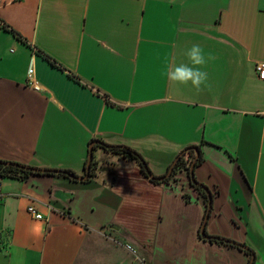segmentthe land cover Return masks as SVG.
Wrapping results in <instances>:
<instances>
[{"label":"crops","instance_id":"crops-1","mask_svg":"<svg viewBox=\"0 0 264 264\" xmlns=\"http://www.w3.org/2000/svg\"><path fill=\"white\" fill-rule=\"evenodd\" d=\"M194 44L216 57L199 92L164 74L190 65ZM259 61L264 0H0V160L81 176L101 140L134 149L159 177L199 145L193 174L213 194L205 232L264 264ZM96 148L85 181L0 178V264H247L199 237L205 204L185 171L155 184Z\"/></svg>","mask_w":264,"mask_h":264},{"label":"trees","instance_id":"trees-1","mask_svg":"<svg viewBox=\"0 0 264 264\" xmlns=\"http://www.w3.org/2000/svg\"><path fill=\"white\" fill-rule=\"evenodd\" d=\"M38 53L41 54L43 56V58H45L51 64H56L55 61L51 57H49L48 55H46L45 53H43L41 51H38ZM109 146H110V148H108V149H104L103 148V149L105 151H107V152L114 153L116 155L122 156L123 158H126V159H129V160L135 161L138 164V166L140 168V171L145 176H147L146 173H145V171H144V167H143V165H147V162L141 156L140 153H138L134 149H132V148H130L128 146H125V145H109ZM188 147H190L191 149L188 150V151L183 152L182 154H180L182 150L178 153V155L180 154L179 155V158H178L176 164L174 165V168H173L170 176H168L167 178H165L164 180H161V181H159L158 179H149V180L151 182L155 183V184H159V183H169V181L172 179V177L175 175L176 172H179V171H182V170L185 171L187 177L189 178L190 185L193 187L194 190H196L200 194V196L202 197V199L204 201V204H205V212H204V216H203V220H204V217H205L206 212H207V209H208V206H207L208 199H207V195H206V193H205V191L203 190L202 187H207V186L204 185L203 183L198 182L196 180L194 174L192 176L189 175V167H190L192 161H194V168H195L196 166H198L203 161V154H202V151H201L199 145L187 146L184 149H186ZM193 148L196 149L197 155H196L195 150H193ZM93 163L94 162H92V165H93ZM85 166H86V161H85ZM63 171L72 173L70 170H63ZM193 171H194V169H193ZM30 174L31 173L29 171L22 170V169H20L18 167H15V166H3V165H0V178H3V177H12V178H17V179H25ZM92 174L93 173H92V170H91L90 175L92 176ZM51 175H55V176H58V177L60 176V177L68 178L67 176H65L62 173H60V174H51ZM192 178L194 179V182L195 183H191ZM211 196L213 198V194L212 193H211ZM211 210H212V206H211V208L209 210V215L211 213ZM212 236H214V235H212ZM199 237H200V234H199ZM219 237H221V236H219ZM221 238H224V237H221ZM203 240L208 241L210 243H217V244L228 245V244H225L222 241H219V240H216V239L206 240V239L203 238ZM243 245H245V244H243ZM228 246H232V245H228ZM232 247H234V246H232ZM247 248H248L247 251L246 250H242L240 248H237V249L243 251L247 256H249V260H250L251 255L254 254V252L248 246H247ZM252 264H254V262H252Z\"/></svg>","mask_w":264,"mask_h":264},{"label":"water","instance_id":"water-1","mask_svg":"<svg viewBox=\"0 0 264 264\" xmlns=\"http://www.w3.org/2000/svg\"><path fill=\"white\" fill-rule=\"evenodd\" d=\"M95 146H100L102 149L103 148L104 149L110 148V146L108 144H105L101 140H93V141H91V143L88 146V155H87V160H86L85 172L81 176H77L74 173L66 172V171H63L61 169L39 168V167L23 165V164L16 163V162H11V161H1L0 160V165H3V166H15V167H18V168H20L22 170L29 171L32 174H60V173H62L65 176H67L68 178H70V179L77 180V181H85V180H87L90 177V172H91V167H92V162H93V150H94ZM190 149L191 148L188 147V148L182 150L180 154H182L183 152L188 151ZM193 150H195V152H196L195 148H193ZM179 155L176 156L175 159L172 161V163L168 167L167 172L164 175L159 176V177L154 176L151 173V171H150V169L148 168L147 165H143L144 171H145L147 177L149 179H158L159 181H161V180H164L165 178H167L168 176H170V174H171V172H172V170L174 168V165L176 164V162H177V160L179 158ZM196 155H197V152H196ZM193 169H194V161H192V163H191V165L189 167V175L190 176L193 175ZM191 183H195L193 178L191 180ZM202 188H203V190L205 191V193L207 195V199H208L207 206H208V209H207L206 215H205L204 220L202 221L200 229H199L200 236L202 238L206 239V240L216 239V240L222 241L225 244L232 245L234 247H237V248H240L242 250H246L247 251L248 250L247 246L243 245L240 242H237V241H234V240H231V239H228V238H221L219 236L218 237L217 236H212V235H209V234H207L205 232V224H206V221H207V219L209 217V210H210V208L212 206V196H211V191L208 189V187H202ZM254 258H255V255L252 254L251 258H250V260L248 261L247 264H252V262H254Z\"/></svg>","mask_w":264,"mask_h":264},{"label":"clouds","instance_id":"clouds-1","mask_svg":"<svg viewBox=\"0 0 264 264\" xmlns=\"http://www.w3.org/2000/svg\"><path fill=\"white\" fill-rule=\"evenodd\" d=\"M189 64H180L178 66L172 67L167 66L165 75L172 81L182 85H191L199 92L202 91L204 87H207L208 73L203 71L202 68L210 61H214L216 57L208 53L205 54L204 50L198 45L194 44L186 53Z\"/></svg>","mask_w":264,"mask_h":264},{"label":"built area","instance_id":"built-area-1","mask_svg":"<svg viewBox=\"0 0 264 264\" xmlns=\"http://www.w3.org/2000/svg\"><path fill=\"white\" fill-rule=\"evenodd\" d=\"M254 70H255L257 77L261 80H264V61L256 62L254 64ZM31 72L32 70L29 69L28 74L30 75ZM27 211L31 216H33L36 219L42 218V215L36 211V209L34 208L32 204L27 206Z\"/></svg>","mask_w":264,"mask_h":264},{"label":"rangeland","instance_id":"rangeland-1","mask_svg":"<svg viewBox=\"0 0 264 264\" xmlns=\"http://www.w3.org/2000/svg\"><path fill=\"white\" fill-rule=\"evenodd\" d=\"M97 148L93 151V160H97L99 158V152L96 153ZM114 154V153H111ZM116 155V154H115ZM122 157V156H121ZM126 159V158H125ZM129 160V159H128ZM217 244V243H215Z\"/></svg>","mask_w":264,"mask_h":264}]
</instances>
